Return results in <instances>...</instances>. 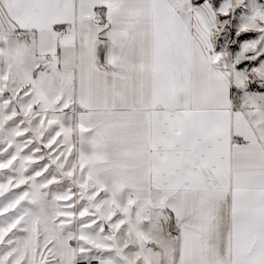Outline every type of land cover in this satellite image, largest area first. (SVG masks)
Segmentation results:
<instances>
[{
    "label": "snow or ice",
    "instance_id": "6c2138e0",
    "mask_svg": "<svg viewBox=\"0 0 264 264\" xmlns=\"http://www.w3.org/2000/svg\"><path fill=\"white\" fill-rule=\"evenodd\" d=\"M0 264H264V0H0Z\"/></svg>",
    "mask_w": 264,
    "mask_h": 264
}]
</instances>
